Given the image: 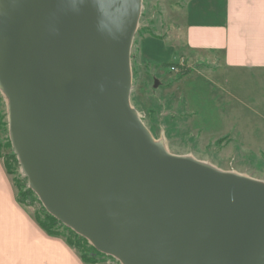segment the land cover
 <instances>
[{
	"label": "water",
	"instance_id": "1",
	"mask_svg": "<svg viewBox=\"0 0 264 264\" xmlns=\"http://www.w3.org/2000/svg\"><path fill=\"white\" fill-rule=\"evenodd\" d=\"M140 10L0 0V92L27 187L120 264H264V183L168 153L129 104Z\"/></svg>",
	"mask_w": 264,
	"mask_h": 264
},
{
	"label": "rangeland",
	"instance_id": "2",
	"mask_svg": "<svg viewBox=\"0 0 264 264\" xmlns=\"http://www.w3.org/2000/svg\"><path fill=\"white\" fill-rule=\"evenodd\" d=\"M188 1L141 0L130 50L129 104L168 153L264 183V71L219 73V63L210 57L201 61L188 51L186 54L184 21ZM143 38L139 57L138 45ZM154 80L159 82L156 89ZM11 153L7 105L0 92V158L4 162ZM10 177L18 196L22 190L16 181L25 177L20 168ZM32 199L25 209L34 219L36 214L41 216L43 207L35 194ZM58 230L64 233V229ZM59 238L65 242L63 236ZM80 246L90 252L87 241ZM68 248L80 259V247ZM103 256L97 264H120Z\"/></svg>",
	"mask_w": 264,
	"mask_h": 264
},
{
	"label": "crops",
	"instance_id": "3",
	"mask_svg": "<svg viewBox=\"0 0 264 264\" xmlns=\"http://www.w3.org/2000/svg\"><path fill=\"white\" fill-rule=\"evenodd\" d=\"M184 22L186 54L201 61L210 57L219 63V73L264 71V0H189ZM145 39L139 42V57ZM0 264H85L18 203L1 158Z\"/></svg>",
	"mask_w": 264,
	"mask_h": 264
},
{
	"label": "trees",
	"instance_id": "4",
	"mask_svg": "<svg viewBox=\"0 0 264 264\" xmlns=\"http://www.w3.org/2000/svg\"><path fill=\"white\" fill-rule=\"evenodd\" d=\"M183 75V74H182ZM4 168L9 176H15L19 169V165L16 159V156L11 153L4 158ZM26 179L23 178L22 181H16L18 183L17 188L22 190L19 192L17 196V201L20 205L26 206L32 202V198H34V194L31 190H29L25 184ZM29 201V203H27ZM38 202V200H37ZM40 212H42L41 216L36 214L34 217V221L39 226V228L45 232L49 236L60 237L63 236L65 242L68 246L76 248L80 247L83 252L80 254V260L85 264H97L99 258L103 259V255L95 251L92 246H89L90 252L87 253L85 246H80V243L86 242L83 238L76 235L73 231L68 229L67 227L60 224L56 219L50 216L43 208H40ZM58 228L64 229V233L62 234Z\"/></svg>",
	"mask_w": 264,
	"mask_h": 264
},
{
	"label": "built area",
	"instance_id": "5",
	"mask_svg": "<svg viewBox=\"0 0 264 264\" xmlns=\"http://www.w3.org/2000/svg\"><path fill=\"white\" fill-rule=\"evenodd\" d=\"M174 69H175V68L172 67V68H171V71H173Z\"/></svg>",
	"mask_w": 264,
	"mask_h": 264
}]
</instances>
